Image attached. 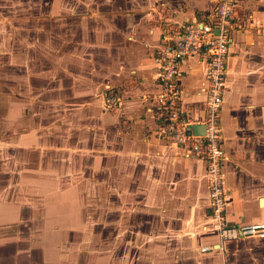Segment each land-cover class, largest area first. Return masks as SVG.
Here are the masks:
<instances>
[{"label":"crops","instance_id":"crops-1","mask_svg":"<svg viewBox=\"0 0 264 264\" xmlns=\"http://www.w3.org/2000/svg\"><path fill=\"white\" fill-rule=\"evenodd\" d=\"M11 1L21 14L7 22L0 71L8 70V109L25 114L23 145L14 148L39 158L23 166L25 176L39 174L31 185L26 179L29 189L47 190V180L54 191L44 202L32 192L27 202L14 199L11 161L0 187V264L16 263L22 226L37 232L21 264H72L70 251L77 264H264V237L223 241L214 230L206 162L159 136L152 99L160 90L154 58L167 35L210 19L217 0H24L17 10ZM237 12L246 28L234 31L221 114L231 226L264 223V0H237ZM206 68L202 57L182 67V104L193 116L204 114ZM112 91L122 104L106 109ZM85 193L86 204H103V216L79 214L77 230L91 237L93 222L103 221V251L61 244L77 215L63 207L86 202Z\"/></svg>","mask_w":264,"mask_h":264},{"label":"built area","instance_id":"built-area-1","mask_svg":"<svg viewBox=\"0 0 264 264\" xmlns=\"http://www.w3.org/2000/svg\"><path fill=\"white\" fill-rule=\"evenodd\" d=\"M245 28L238 18L237 0H217V8L210 19L196 20L171 31L154 58L160 90L152 99L160 114L159 136L188 156L206 162L213 228L223 241L264 237V223L231 226L227 220L231 196L225 188L226 153L221 114L234 31ZM194 57H202L207 67L201 84V93L205 96L202 116L186 113L182 104V67L187 59ZM121 104L122 98L116 92L105 97L106 109Z\"/></svg>","mask_w":264,"mask_h":264},{"label":"rangeland","instance_id":"rangeland-1","mask_svg":"<svg viewBox=\"0 0 264 264\" xmlns=\"http://www.w3.org/2000/svg\"><path fill=\"white\" fill-rule=\"evenodd\" d=\"M24 0H19L21 5H16V9H20L23 7V2ZM34 1V0H33ZM12 1L11 0H0V41L2 42V45H0V64L2 65L4 62H6V57L4 56V53L7 52V45H8V31H10V29H7V22L8 21H18L19 20V14L18 12H14L13 13V8L10 9V5H11ZM12 6V5H11ZM11 19V20H10ZM7 68H5V71H0V187H4L6 186L5 184L8 183V176L5 173L7 167H9L11 164V161H15V165L17 166V171L14 174V176H16L17 179V183H16V189L13 190L15 191V194L12 195V197L14 199H17L18 201H20V199H24V198H29L30 196V192H32L34 195H32L33 198H40V202H44L46 197H51L52 192L54 190L50 189L52 183L48 182L46 180V178H42V180H46L45 184H48L49 186H47L44 190L41 192V190L39 188H34L32 187V189H29V186L26 184V179H28L29 184L31 185V183L33 182V180L39 175L37 173H32V174H28L29 176H25L24 172H23V166L24 165H29L32 167H36L39 166V158L35 156L34 157H29L27 156V154H25L24 149H21L20 151L17 150L18 147L15 149L14 145L18 144V140L19 143H21V145H23V141L21 140V135L23 134V130H24V122H23V117H25L24 114V110H15V112L12 113L11 109H8V105L10 104L9 101L10 99L13 98V94L11 97L8 98L9 96V91H8V78H7ZM11 95V94H10ZM10 121V122H9ZM15 121L16 123L12 124L11 122ZM17 137V139H15ZM164 138V137H161ZM165 139V138H164ZM16 150V151H15ZM45 159V158H44ZM51 163V162H50ZM43 166V165H42ZM51 166V165H49ZM29 168V167H28ZM31 168V167H30ZM4 170V171H3ZM7 172V171H6ZM31 175H36L35 177H31ZM31 177V178H30ZM52 180V178H50ZM6 188V187H5ZM4 189V188H3ZM8 191H12V188H10ZM7 191V192H8ZM41 192V193H40ZM49 195H47V194ZM54 194V193H53ZM46 195V197H45ZM53 196V195H52ZM95 196V194L91 195V198H93ZM10 197V198H12ZM45 197V198H44ZM83 197L85 198V201H83V203L81 202L80 204H78L79 206H71L72 209L70 210L69 207H63V212H65L66 210L69 212L67 213L70 217L72 216L71 214H75L77 213V215H75L73 218H71L69 220L68 223V230L69 233L67 235H65L64 237L61 238V244L67 246L68 248L71 249V246H75V249H78L79 247H83L86 250H89V248L94 249V247L97 249L98 246H102L100 249V251H103V244H104V236H103V221H98V222H93V226L94 228H91V230L96 229L97 234L93 235V236H81V231L77 230V227L79 225L80 220L78 219V215L79 214H86L87 216H98L100 215V213L103 216V204L101 205H96L94 204L95 199H91V204L88 205L87 203V198H89L88 194L85 193L83 195ZM44 198V199H43ZM71 198V197H70ZM26 202L28 200L24 199ZM22 200V201H24ZM18 204V203H17ZM28 204V203H27ZM22 205L24 206V202L20 203L18 206L22 208ZM35 205H30L26 208L28 209L27 212H30L29 210H31ZM37 207H43V205H41L40 203L36 205ZM52 209L54 210V206H51ZM24 209V210H26ZM19 210V214H25L26 211ZM70 210V211H69ZM28 214V213H27ZM26 214V215H27ZM25 216V215H24ZM84 216V215H81ZM84 218V217H82ZM105 223H109V221L105 222ZM118 225L119 222H112V225ZM109 226V224L107 225ZM27 228V227H26ZM28 229V230H27ZM25 230V228L22 227H18L15 228L16 231V236H15V245H18L17 250L19 252L16 253V263L15 264H21V262L24 259H28L27 257L25 258V254L23 253V249L25 248V245H29L30 241L33 240V235L35 234V232H37V230H33L30 231V229L33 228H27ZM98 230L100 232H98ZM66 231V229H65ZM106 239V238H105ZM99 251V249H97ZM19 253V254H18ZM72 253L70 251V256L65 257L69 260H73L72 264H77V256H72ZM57 258L56 256H51L49 258V261H56Z\"/></svg>","mask_w":264,"mask_h":264},{"label":"water","instance_id":"water-1","mask_svg":"<svg viewBox=\"0 0 264 264\" xmlns=\"http://www.w3.org/2000/svg\"><path fill=\"white\" fill-rule=\"evenodd\" d=\"M199 129H201V130H202L203 128H199Z\"/></svg>","mask_w":264,"mask_h":264}]
</instances>
